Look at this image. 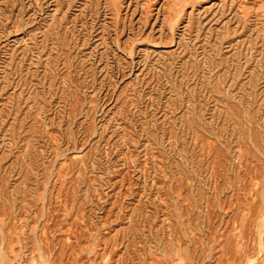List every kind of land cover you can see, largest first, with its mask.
I'll list each match as a JSON object with an SVG mask.
<instances>
[{"label": "rangeland", "instance_id": "374dc122", "mask_svg": "<svg viewBox=\"0 0 264 264\" xmlns=\"http://www.w3.org/2000/svg\"><path fill=\"white\" fill-rule=\"evenodd\" d=\"M46 263L264 264V0H0V264Z\"/></svg>", "mask_w": 264, "mask_h": 264}, {"label": "bare ground", "instance_id": "6f19581e", "mask_svg": "<svg viewBox=\"0 0 264 264\" xmlns=\"http://www.w3.org/2000/svg\"><path fill=\"white\" fill-rule=\"evenodd\" d=\"M263 210V209H262ZM262 222V221H261ZM262 233V232H261ZM47 264V263H46Z\"/></svg>", "mask_w": 264, "mask_h": 264}]
</instances>
